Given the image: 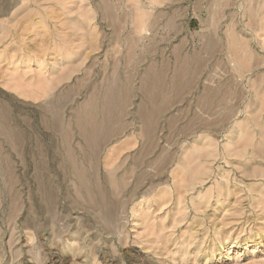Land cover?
Listing matches in <instances>:
<instances>
[{
  "label": "rangeland",
  "instance_id": "374dc122",
  "mask_svg": "<svg viewBox=\"0 0 264 264\" xmlns=\"http://www.w3.org/2000/svg\"><path fill=\"white\" fill-rule=\"evenodd\" d=\"M0 264H264V0H0Z\"/></svg>",
  "mask_w": 264,
  "mask_h": 264
}]
</instances>
